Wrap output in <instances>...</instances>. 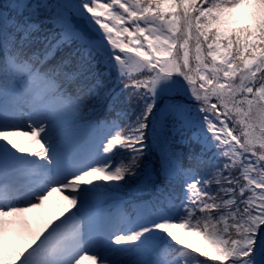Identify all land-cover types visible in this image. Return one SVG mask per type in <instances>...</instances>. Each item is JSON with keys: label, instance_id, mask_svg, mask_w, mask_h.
<instances>
[{"label": "snow or ice", "instance_id": "6c2138e0", "mask_svg": "<svg viewBox=\"0 0 264 264\" xmlns=\"http://www.w3.org/2000/svg\"><path fill=\"white\" fill-rule=\"evenodd\" d=\"M85 260L264 264V0L0 6V264Z\"/></svg>", "mask_w": 264, "mask_h": 264}, {"label": "rangeland", "instance_id": "374dc122", "mask_svg": "<svg viewBox=\"0 0 264 264\" xmlns=\"http://www.w3.org/2000/svg\"><path fill=\"white\" fill-rule=\"evenodd\" d=\"M7 0H0V6H2L4 3H6ZM27 130V129H24ZM18 140L25 141L24 137H15ZM64 195L62 193H53L52 196L49 198L47 202H45V206L43 209L37 210L36 212H29L26 214L29 224H32L35 226V222L37 219L41 218V215L43 219L49 218L51 215L58 213L59 211L63 210L68 205V201L64 199ZM93 261L91 260H85L83 261V264H92ZM94 264V263H93Z\"/></svg>", "mask_w": 264, "mask_h": 264}, {"label": "trees", "instance_id": "16d2710c", "mask_svg": "<svg viewBox=\"0 0 264 264\" xmlns=\"http://www.w3.org/2000/svg\"><path fill=\"white\" fill-rule=\"evenodd\" d=\"M152 159L155 160V157L153 156ZM121 183H123V182H121ZM130 191H131V190H130ZM136 195H141V196H143V195H146V193H136ZM179 247H181V246L177 245V248H179ZM201 259H204V258L201 257ZM209 264H212V262L209 261Z\"/></svg>", "mask_w": 264, "mask_h": 264}]
</instances>
